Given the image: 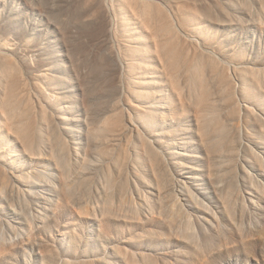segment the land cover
Here are the masks:
<instances>
[{"label":"rangeland","instance_id":"374dc122","mask_svg":"<svg viewBox=\"0 0 264 264\" xmlns=\"http://www.w3.org/2000/svg\"><path fill=\"white\" fill-rule=\"evenodd\" d=\"M0 264H264V0H0Z\"/></svg>","mask_w":264,"mask_h":264}]
</instances>
